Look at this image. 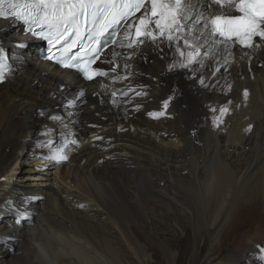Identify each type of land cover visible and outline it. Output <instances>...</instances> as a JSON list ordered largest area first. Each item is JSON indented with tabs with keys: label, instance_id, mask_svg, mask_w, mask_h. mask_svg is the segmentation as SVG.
<instances>
[{
	"label": "bare ground",
	"instance_id": "obj_1",
	"mask_svg": "<svg viewBox=\"0 0 264 264\" xmlns=\"http://www.w3.org/2000/svg\"><path fill=\"white\" fill-rule=\"evenodd\" d=\"M35 43L0 20L11 68L0 82V264H130L122 244L136 263L149 264L135 229L147 233L149 202L163 207L161 197L180 205L196 229L211 228L239 202L214 260L264 264L257 254L230 255L264 237V47L212 51L186 69L172 67L184 58L166 41L116 47V57L109 49L114 63H102L108 75L86 84L83 102L74 99L80 78L43 62ZM71 136L68 160L50 173L55 185L39 189L28 175L18 179L24 186L13 181L22 164L30 163L25 173L51 164L49 149ZM256 223L263 229L250 235ZM152 237L173 262L172 248Z\"/></svg>",
	"mask_w": 264,
	"mask_h": 264
},
{
	"label": "snow or ice",
	"instance_id": "obj_2",
	"mask_svg": "<svg viewBox=\"0 0 264 264\" xmlns=\"http://www.w3.org/2000/svg\"><path fill=\"white\" fill-rule=\"evenodd\" d=\"M0 18L22 22L27 33L47 41L50 53L52 47L61 45L62 55H71L56 57L57 62L80 70L90 81L108 75L93 66L97 61L114 63L104 53L112 49L110 55L116 57V47L138 51L146 42L166 41L170 50L184 58H174L172 67L178 63L186 69L197 57L212 51L231 54L235 46L252 49L264 44V0H0ZM201 49H205L203 54ZM10 71L0 47V82ZM243 95L247 98L248 91ZM164 107H168L167 101ZM67 143L55 147L49 158L67 161Z\"/></svg>",
	"mask_w": 264,
	"mask_h": 264
},
{
	"label": "rangeland",
	"instance_id": "obj_3",
	"mask_svg": "<svg viewBox=\"0 0 264 264\" xmlns=\"http://www.w3.org/2000/svg\"><path fill=\"white\" fill-rule=\"evenodd\" d=\"M29 150L30 148L27 149L26 154ZM123 155L126 154L124 153ZM48 157L49 156H47V158ZM48 161H50L51 164L43 165L44 168L38 166L37 170L32 173L23 172V169L30 163H25L21 166L19 165L20 170L16 174V177L14 176L13 181L17 182L20 186H24L25 182H18V179L23 175H28V177L25 179L27 180L26 182H41L40 185H34L39 189H43L45 186H49V183L50 185H55V183H53V180L51 179L53 174L50 177V173L53 172L55 166L54 163L57 162L52 161L51 159H49ZM49 167L50 169H48ZM42 172H45V176H43V178L38 179L31 177ZM37 197H39L38 201H42L44 199L41 193L32 194L33 200H35ZM159 202L163 204V207H159L155 203L149 202L148 207L150 208V210L147 212V214L153 225L149 226L147 233L144 229L138 226H136L135 229V233L140 238L141 242L146 245V248H148V253L151 256L149 264H220L218 260H214L216 256L217 245L218 242L224 238L226 231L233 222L239 207V202L236 203V205L232 209V212L223 220V214H221L219 219L215 221L214 226H211V228L209 229L204 228V226H200L196 229V225L190 223L186 212L177 203L171 202L168 199L165 200V198L162 197L159 198ZM261 211L262 209L260 208V211L258 212ZM24 215L26 214L21 213V216ZM260 219H263V217H261ZM156 221H160L161 223L165 224L166 230L158 231V223H156ZM173 221H177V223L174 224ZM257 226L259 227V229H255L258 228ZM261 229L263 228H261L258 223H256L252 227L249 234L251 235L256 231H261ZM249 234L245 237V241H250ZM152 235L160 237L172 248L175 254L173 262L166 257L165 252L157 245ZM211 237L214 238V244H211ZM121 248L122 254H124V256H127L126 259L130 262V264H138L136 263L135 258L132 256L133 254L131 250L125 244H122ZM261 249H264V237L258 240H254V243L250 244L245 249H239L237 245L234 246L231 250L230 255L245 257L247 258V260L249 256H252L254 254H257L260 257H264V251H261ZM15 250L16 248L11 249V251L4 254L5 256L3 257L11 256L15 253ZM220 261L222 262V260Z\"/></svg>",
	"mask_w": 264,
	"mask_h": 264
}]
</instances>
